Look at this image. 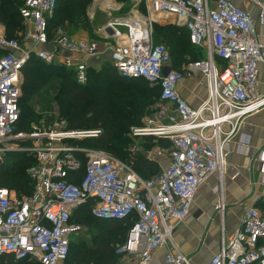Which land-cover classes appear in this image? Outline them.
I'll list each match as a JSON object with an SVG mask.
<instances>
[{"label": "built area", "instance_id": "built-area-1", "mask_svg": "<svg viewBox=\"0 0 264 264\" xmlns=\"http://www.w3.org/2000/svg\"><path fill=\"white\" fill-rule=\"evenodd\" d=\"M57 1L25 0L21 9L29 28L25 43L9 40L0 31V50L6 51L0 55V156L9 152L3 147L7 141L28 139L14 133L21 116L23 72L29 61L58 63L84 85L89 62L100 55L97 42L74 39L62 29L50 38L48 21ZM129 1L144 3L149 17L120 19L106 27L112 29L111 36L106 28L100 33L121 76L161 87L153 115L134 128L133 135L169 141L171 148L160 149L152 157L167 159L166 168L144 181L132 166L121 165L108 152L76 145V141L98 137L99 130L70 131L62 120L58 132L45 134L49 145L28 150L34 152L36 161L27 170L34 183L33 194L20 199L15 191L0 186V257L65 264L72 240L85 230L72 217L95 201L92 215L97 219L138 218L126 243L117 250L123 264H151L153 256L169 246L167 264H192L175 246L173 235L190 216L201 186L215 175L221 180L239 124L264 108L260 91L264 0H239L254 6L256 17L238 6L237 0ZM160 14L185 28L191 44L204 51L205 57L181 71L172 70L168 50L154 43V17ZM167 67L171 72L164 77ZM186 75H198L208 86V97L197 108L190 107L177 91ZM219 192L215 211L224 220L222 188ZM263 240L264 212L250 208L208 264H264Z\"/></svg>", "mask_w": 264, "mask_h": 264}, {"label": "trees", "instance_id": "trees-1", "mask_svg": "<svg viewBox=\"0 0 264 264\" xmlns=\"http://www.w3.org/2000/svg\"><path fill=\"white\" fill-rule=\"evenodd\" d=\"M92 1L58 0L54 16L48 21L49 36L52 37L53 31L60 26L67 33H70L71 26L76 31L82 29L81 20ZM115 1L122 3L127 0ZM23 5L24 0H0V23L5 26L9 40H20ZM154 27L158 42L166 45L170 58L174 59V65L171 59L172 70L181 71L183 66L204 58L202 51L191 44L186 29L172 25L162 27L157 24L153 25V30ZM84 28L88 29L87 26ZM184 31L187 36L182 35ZM2 51L0 50V54ZM218 62L221 63V60ZM65 69L36 58L29 61L24 69L23 95L20 100L22 110L15 134L31 132L33 124L38 125L44 116L50 122V116H53L52 113L56 110L60 120L66 121L70 131H100L98 137L80 142L81 147L101 149L129 161L144 181L157 177L160 173L158 164L139 155L132 156L128 151L130 141L119 134L140 127L143 119L154 112L153 108L161 96V87L151 86L143 79H130L119 75L111 58L104 59V65L99 71L91 70L89 81L84 85L78 84L73 72ZM144 141L158 142L163 148L171 147V143L166 140L145 138ZM9 153L17 159L0 161V186L15 191L20 199L31 196L34 191L33 181L25 173L17 171L22 162L31 163L27 159L28 154H6ZM35 163L33 159L25 168V172ZM83 171L84 168L81 172ZM94 206L95 201H89L82 206L74 213L72 222L82 226H99L100 230L93 234L95 244L87 245L82 239L77 245L78 249L72 252L73 239L65 264H123V256L116 254L117 250L113 246L122 247L126 243L128 234L138 218L132 216L123 220H100L92 215ZM262 211L264 212V207ZM260 244L264 245V240ZM0 264L40 263L33 260L16 261L12 256H2Z\"/></svg>", "mask_w": 264, "mask_h": 264}, {"label": "crops", "instance_id": "crops-1", "mask_svg": "<svg viewBox=\"0 0 264 264\" xmlns=\"http://www.w3.org/2000/svg\"><path fill=\"white\" fill-rule=\"evenodd\" d=\"M236 4L242 8H247L256 17L257 9L254 6L239 0L236 1ZM155 17L157 20L163 18L161 15ZM23 23L26 25L24 20ZM159 24L176 26L173 18L167 19L166 22H159ZM58 29L66 32L60 26L53 31L54 33L50 38H54ZM0 31L6 35V28L1 23ZM100 31L94 32L95 34L91 38L87 37L84 30L81 29L75 33L66 32L74 39L99 44L100 55L89 62V69L93 68V64L99 60L111 58V53L106 47L107 40ZM16 40L20 42L19 39ZM20 44L23 43L20 42ZM2 52L6 53V51ZM3 53L1 54L3 55ZM202 53L205 57V52L202 51ZM53 64L60 65L58 63ZM260 80L262 84L260 91L264 93V65L260 67ZM177 91L192 108L199 107L208 97V86L198 75H186L178 84ZM225 130H230V126L226 127ZM230 146L231 152L227 156L221 180L215 175L201 186L193 201L190 216L178 226L173 235L175 246L191 258L192 264H208L212 257L220 251L223 238L228 241L238 229L245 212L250 208L262 210L264 207V108L258 113L246 117L239 124ZM240 146L244 147L241 148ZM151 156L153 157V155ZM152 157L147 160L157 163L160 172L166 168L167 159L155 157V160H152ZM221 188L225 204L224 220H222L220 213L215 211V205L220 199L219 190ZM169 250H172L170 246L158 251L153 256L151 264H167L166 255Z\"/></svg>", "mask_w": 264, "mask_h": 264}, {"label": "rangeland", "instance_id": "rangeland-1", "mask_svg": "<svg viewBox=\"0 0 264 264\" xmlns=\"http://www.w3.org/2000/svg\"><path fill=\"white\" fill-rule=\"evenodd\" d=\"M104 2V1H103ZM102 0H100L99 5H95L94 4V0L92 1L91 5L89 6L85 17L81 20V24H82V29L84 30V32L86 33L85 35L87 37H92L94 36V32L100 31L103 28L107 27L109 24L114 23L120 19H126V18H135V19H144L149 17V13L148 10L146 8V5L144 3H133L129 0H127L126 2H122V3H117L114 0H110V3H106L104 2L103 4ZM106 4V5H105ZM108 6V7H107ZM140 12L138 14V18H136L135 13ZM163 18H161V20H157L156 17H154L155 20L159 21V22H166L167 19H169L170 17L168 16H164L161 15ZM140 17V18H139ZM159 22L155 23L157 25L160 26H165L162 24H159ZM88 27V29L84 28V27ZM71 31L72 33L77 32L75 30V28L73 26H71ZM182 29V28H181ZM29 33V28L22 23V30L20 32V42L25 43L26 40V36ZM186 35L187 36V32L184 31L182 32V35ZM96 38V37H95ZM98 39V38H97ZM101 40V39H100ZM154 43L156 45H163L166 46L164 43L162 42H158L157 38H156V34H155V27H154ZM171 56V55H170ZM172 59V57H171ZM174 59H172V64ZM191 61V60H189ZM104 65V60H99V62L94 63L93 64V68L89 69V78H90V71L91 70H95V71H99L100 69H102V66ZM174 65V64H173ZM186 66V65H185ZM183 66V67H185ZM65 69V68H64ZM66 70V69H65ZM115 75V74H114ZM89 81V79H88ZM23 84H24V77H23V82H22V95H23ZM22 98V97H21ZM20 107H21V103H20ZM154 111H155V106H154ZM22 110V108H21ZM37 113H39L38 109H37ZM154 113V112H153ZM153 113L148 114L144 119L151 117L153 115ZM53 116H50V118H52V120L50 122H48L44 116L43 120L38 124L35 125L33 124L32 126V131L31 132H25L22 133L21 135H24V137L28 138V139H23V140H10L7 141L6 143L3 144L4 150H8L9 152H22V153H26L28 154V158L31 163L32 160L34 159V152H28V150L30 149H34L35 147H40V146H47L49 145V140H48V136L58 132V128H60V124L62 122V120H60L58 113H52ZM143 119V120H144ZM64 121V120H63ZM15 134V133H14ZM47 134V135H45ZM15 135H19V134H15ZM34 135H39L41 138H32L34 137ZM120 137L128 139L130 141V145L128 146V151L130 152V154L133 155H139L141 157H144L145 159H150L156 151L162 149L163 147L159 146L158 142H150V141H144V139H140V138H135L133 135V129L130 130V132L125 134H119ZM44 137V138H42ZM81 140L76 141V144H78V146H80L82 143ZM80 143V145H79ZM20 150H26V152L20 151ZM8 153V152H6ZM2 154L0 156V159L2 161H8L11 159H17L15 158V156H13V154L9 153V154ZM109 153V152H108ZM111 154L117 162H119L121 165H125V166H132L133 164L130 163L129 161H126L124 159H120L119 157H116L114 154ZM26 156V157H27ZM24 160H26V158H23ZM29 163V164H31ZM29 164H26L24 162L21 163V165L17 168L18 173H25L26 176L27 172H25V168L27 166H29ZM82 170V169H81ZM91 221L88 220L87 223ZM85 230L83 231V233L79 234L78 236H76L74 238V242H73V246H72V252L76 251L78 249L77 245L79 242L82 241V239H84L87 242V245H94L95 242L93 240V234L97 233L100 230L99 226H90L88 224H86ZM114 249L118 250L120 248L119 245H114L113 246ZM117 254V251H116ZM73 260V258H72ZM122 259V263H123Z\"/></svg>", "mask_w": 264, "mask_h": 264}, {"label": "water", "instance_id": "water-1", "mask_svg": "<svg viewBox=\"0 0 264 264\" xmlns=\"http://www.w3.org/2000/svg\"><path fill=\"white\" fill-rule=\"evenodd\" d=\"M106 32L109 34V35H112L113 34V31L111 28H107L106 29ZM171 72V69L169 67H167L165 70H164V77H167Z\"/></svg>", "mask_w": 264, "mask_h": 264}, {"label": "bare ground", "instance_id": "bare-ground-1", "mask_svg": "<svg viewBox=\"0 0 264 264\" xmlns=\"http://www.w3.org/2000/svg\"><path fill=\"white\" fill-rule=\"evenodd\" d=\"M106 2V3H110V0H102V2ZM99 2H100V0H95V4L96 5H99ZM104 2H103V4H104ZM106 5V4H105ZM108 7V6H107ZM135 17H137L138 18V13H135ZM160 15H164V16H168V15H166V14H160ZM169 17V16H168ZM140 18V17H139Z\"/></svg>", "mask_w": 264, "mask_h": 264}]
</instances>
